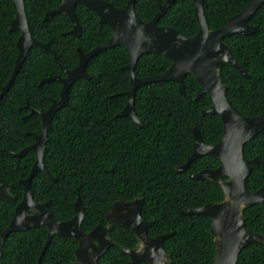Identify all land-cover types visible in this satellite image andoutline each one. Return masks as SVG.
I'll return each mask as SVG.
<instances>
[{
  "label": "trees",
  "instance_id": "obj_1",
  "mask_svg": "<svg viewBox=\"0 0 264 264\" xmlns=\"http://www.w3.org/2000/svg\"><path fill=\"white\" fill-rule=\"evenodd\" d=\"M124 8L128 0H106ZM250 0H204L210 29L225 26L231 16L240 13ZM166 0H136L135 10L144 21H151ZM62 0H25L33 37L49 44L51 52L39 46L31 48L10 90L0 103V179L11 185L15 202L0 200L1 233L13 219L16 206L24 197L21 181L28 178L36 156L15 154L34 144L42 132V118L32 113L28 104L47 111L60 99L63 85L58 81H41L59 76L79 64L78 49L89 53L109 41L113 35L108 24H101L98 15L78 5L76 16L82 27L80 38L71 34V20L56 14L45 20L46 14ZM16 17L13 0H0V95L10 81L19 56L17 46L20 31H11ZM250 24L261 32L252 35L234 34L225 38L234 56L252 73L244 76L226 64L222 68L227 96L246 116L264 112V4L251 18ZM158 25L173 27L187 37L196 35L199 22L194 0H174ZM131 55L125 46L108 48L86 65L90 80L78 79L69 91V106L61 108L49 131L44 164L48 173L38 172L32 179L31 192L38 202H50L49 210L59 221L76 215L75 202L81 198L85 207L82 229L86 232L106 223L105 216L117 200L144 198L142 216L153 221L148 234L156 237L173 235L165 240V249L176 264H213L214 239L210 233L212 221L206 215H183L181 210L220 202L224 193L218 183L194 180L188 174L220 166L212 156L196 159L186 173L175 168L186 164L195 145L194 128H199L208 144H217L224 134V124L218 115L205 114L213 105L209 94L199 100L200 83L194 75L185 79L186 94L174 81L152 82L137 90L135 107L143 127L133 118L118 116L128 104L126 92L131 74L126 69ZM172 60L156 54L141 56L136 74L147 78L165 73ZM247 157L259 156L247 179L252 191L264 185V134L245 146ZM246 229L264 235V208L259 205L244 210ZM110 236L113 246L99 264H125L129 255L122 247H135L136 236L113 226ZM48 238L46 227L13 232L2 248L0 264H38ZM77 242L71 237L54 236L41 264H69L74 261ZM138 264H148L140 262ZM238 264H264V245L251 244L242 250Z\"/></svg>",
  "mask_w": 264,
  "mask_h": 264
},
{
  "label": "water",
  "instance_id": "obj_2",
  "mask_svg": "<svg viewBox=\"0 0 264 264\" xmlns=\"http://www.w3.org/2000/svg\"><path fill=\"white\" fill-rule=\"evenodd\" d=\"M173 1L167 0L164 4H160L159 12L148 22L137 15L136 0H128L124 8H118L106 0H62L59 7L46 14L45 20L55 14L67 16L73 25L71 34L81 37L82 27L76 16V8L80 4L85 5L98 15L101 24H108L112 28L113 35L109 41L89 53H83L78 49L79 64L75 69L67 71L65 78L52 77L42 81L41 84L50 81H60L63 84L59 101H54L45 112L29 106L32 113L42 117V132L37 135L34 144L16 153V156L24 157L28 152H32L37 160L30 176L21 182L25 189L24 198L17 205L10 224L1 234L0 257L5 240L11 233L46 227L49 232L48 239L38 264H41V259L54 236L71 237L78 242L79 246L75 251L76 262L71 264H98L99 259L113 246L114 241L109 237L111 228L118 226L133 233L138 240L134 248L122 247L123 252L131 257L126 264H136L141 261L148 264H176L165 249V240L173 233L156 237L148 234V228L153 221L145 220L142 216L144 198L137 197L130 201L117 200L105 216L106 225L99 224L87 233L81 228L85 216L81 198H78L75 204L77 215L72 220L59 221L48 209L49 203L37 202L31 192L33 177L40 171L48 173L44 159L49 141V127L57 112L69 106L68 95L71 86L78 79L90 80L92 77L86 72L88 61L100 52L117 46H125L131 55L130 64L126 68L131 74L130 87L126 93L129 101L118 116L133 118L140 127H143L144 124L137 116L135 107L139 87L152 82L174 81L179 85L180 92L186 94L185 79L188 74H192L200 83L197 99L207 93L213 101L211 108L206 109L204 113L218 115L223 121L224 135L215 145L207 144L200 130L195 128L196 142L193 153L186 164L175 168L180 173H186L196 159L205 155L221 160L218 168L190 173L189 177L218 183L224 193L223 200L180 211L183 215H206L211 218L210 233L215 244L213 264H238L243 249L251 244L264 245L263 235L247 231L244 215L247 207L254 205L264 207V186L258 192H252L245 184L258 159L249 160L244 153L246 143L258 133L264 132V114L252 117L242 114L227 96L229 87L222 73L223 66L228 64L238 69L244 76H252V73L234 56L225 38L234 34L252 35L261 32L259 27L250 24V20L264 4V0H250L240 13L231 16L227 24L218 29L209 27L204 0H194L199 31L192 37L184 36L173 27L158 25ZM13 5L16 17L10 25L11 31L21 32L17 42L19 56L12 77L0 95V103L10 90L31 48L39 46L51 51L49 44L41 43L33 37L25 0H13ZM147 53H156L171 59L172 66L160 75L138 77L135 72L137 62ZM223 177L228 178L223 179ZM10 188L9 184L0 180V200L15 201Z\"/></svg>",
  "mask_w": 264,
  "mask_h": 264
},
{
  "label": "flooded vegetation",
  "instance_id": "obj_3",
  "mask_svg": "<svg viewBox=\"0 0 264 264\" xmlns=\"http://www.w3.org/2000/svg\"><path fill=\"white\" fill-rule=\"evenodd\" d=\"M166 1H167V0H166ZM61 4H62V3H61ZM61 4H60V5H61ZM60 5H59V6H60ZM159 5H160V4H159ZM59 6H58V7H59ZM55 9H56V8H55ZM53 10H54V9H53ZM51 11H52V10H51ZM49 12H50V11H49ZM55 15H56V14H55ZM155 16H156V15H155ZM45 17H46V16H45ZM78 22H79V21H78ZM72 29H73V28H72ZM82 33H83V31H82ZM74 36H75V35H74ZM78 38H80V37H78ZM44 44H45V43H44ZM101 45H102V44H101ZM99 46H100V45H99ZM97 47H98V46H97ZM32 48H33V47H32ZM43 49H44V48H43ZM80 50H81V49H80ZM93 50H94V49H93ZM51 51H52V50H51ZM51 51H50V52H51ZM90 52H91V51H90ZM83 53H84V52H83ZM78 55H79V54H78ZM79 60H80V57H79ZM90 60H91V59H90ZM90 60H89V61H90ZM89 61H88V62H89ZM67 71H71V70H67ZM67 71H66V72H67ZM135 72H136V69H135ZM88 75H89V74H88ZM136 75H137V74H136ZM54 77H59V76H54ZM65 77H66V76H65ZM65 77H64V78H65ZM138 77H139V76H138ZM50 78H52V77H50ZM60 78H61V77H60ZM147 78H148V77H147ZM46 79H48V78H46ZM43 80H45V79H43ZM43 80H42V81H43ZM42 81H41V83H42ZM76 81H77V80H76ZM76 81H75V82H76ZM50 82H51V81H50ZM58 82H60V81H58ZM75 82H74V83H75ZM130 82H131V78H130ZM41 83H40V85H42ZM60 83H61V82H60ZM61 84H62V83H61ZM62 85H63V84H62ZM129 87H130V86H129ZM128 90H129V89H128ZM2 91H3V90H2ZM126 93H127V92H126ZM59 100H60V99H59ZM59 100H58V101H59ZM128 101H129V100H128ZM53 102H54V101H53ZM52 104H53V103H52ZM29 106H30V105L28 104V108H29ZM31 107H32V106H31ZM32 108H33V107H32ZM29 109H30V108H29ZM34 109H35V108H34ZM208 109H209V108H208ZM30 110H31V109H30ZM36 110H37V109H36ZM38 111H39V110H38ZM204 111H205V110H204ZM31 112H32V110H31ZM40 112H43V111H40ZM205 114H206V113H205ZM242 114H243V113H242ZM263 114H264V112L261 113V114H259V115H256V116H262ZM245 116H246V115H245ZM247 117H252V116H247ZM41 118H42V117H41ZM196 128H197V127H196ZM198 129H199V128H198ZM194 130H195V128H194ZM200 132H201V131H200ZM201 134H202V133H201ZM260 134H264V132H260V133H258L255 137H257V136L260 135ZM223 135H224V134H223ZM194 137H195V136H194ZM202 137H203V136H202ZM255 137H254V138H255ZM222 138H223V137H222ZM254 138H253V139H254ZM203 139H204V138H203ZM253 139H252V140H253ZM221 140H222V139H221ZM252 140H250V141H252ZM204 141H205V140H204ZM250 141H248V142H250ZM195 142H196V141H195ZM205 142H206V141H205ZM248 142H247V143H248ZM206 143H207V142H206ZM218 143H219V142H218ZM218 143H217V144H218ZM247 143H246V144H247ZM207 144H208V143H207ZM209 145H212V144H209ZM213 145H215V144H213ZM194 146H195V145H194ZM245 146H246V145H245ZM23 150H24V149H23ZM244 153H245V148H244ZM15 155H16V154H15ZM34 155H35V154H34ZM205 156H206V155H205ZM245 156H246V154H245ZM202 157H203V156H202ZM246 157H247V156H246ZM247 158H248L249 160L258 159V162H257V164H256L257 166H258L259 163H260V158H259V156H255V157H247ZM36 160H37V157H36ZM220 161H221V160H220ZM34 164H35V163H34ZM44 165H45V164H44ZM220 165H221V164H220ZM256 165H255V166H256ZM33 166H34V165H33ZM255 166H254V168H255ZM189 167H190V166H189ZM218 167H219V166H218ZM218 167H216V168H218ZM32 168H33V167H32ZM216 168H212V169H216ZM46 169H47V168H46ZM188 169H189V168H188ZM203 170H205V169H203ZM31 171H32V170H31ZM47 171H48V170H47ZM201 171H202V170H201ZM186 172H187V171H186ZM252 172H253V171H252ZM46 173H47V172H46ZM195 173H196V172H195ZM189 174H190V173H189ZM189 174H188V176H189ZM251 174H252V173H251ZM29 176H30V175H29ZM29 176H28V177H29ZM249 177H250V176H249ZM249 177H248V178H249ZM227 178H228V177H223V179H227ZM248 178H247V179H248ZM26 179H27V178H26ZM26 179H24V180H26ZM0 180H1V179H0ZM4 181H5V180H4ZM22 181H23V180H22ZM22 181H21V182H22ZM5 182H6V181H5ZM246 182H247V180H246ZM246 182H245V184H246ZM6 183H7V182H6ZM7 184H9V183H7ZM21 184H22V183H21ZM9 185H10V184H9ZM10 186H11V185H10ZM263 186H264V185H262V186H261L258 190H256V191H252V190H250V189H248V188H247V189H248L249 191H252V192H258ZM23 187H24V186H23ZM246 187H247V186H246ZM10 193H11V188H10ZM24 194H25V189H24ZM11 195H12V193H11ZM12 196H13V195H12ZM14 198H15V197H14ZM23 198H24V197H23ZM34 199H35V198H34ZM22 200H23V199H22ZM77 200H78V199H77ZM4 201H5V200H4ZM15 201H16V198H15ZM15 201H14V202H15ZM81 201H82V200H81ZM8 202H10V201H8ZM37 202H38V201H37ZM76 202H77V201H76ZM76 202H75V204H76ZM39 203H49V205H50V202H39ZM83 206H84V205H83ZM254 206H255V205H254ZM259 206H261V205H259ZM16 207H17V206H16ZM251 207H252V206H251ZM262 207H263V206H262ZM247 208H248V207H247ZM263 208H264V207H263ZM15 209H16V208H15ZM48 209H49V206H48ZM245 209H246V208H245ZM75 210H76V207H75ZM84 211H85V207H84ZM50 212H51V211H50ZM14 214H15V213H14ZM76 215H77V211H76ZM76 215H75V216H76ZM75 216H74V217H75ZM13 217H14V216H13ZM74 217H73V218H74ZM73 218H72V219H73ZM72 219H70V220H72ZM83 220H84V219H83ZM68 221H69V220H68ZM82 223H83V222H82ZM9 224H10V223H9ZM101 224H105V225H106V223H101ZM98 225H99V224H98ZM98 225H97V226H98ZM6 228H7V227H6ZM81 228H82V226H81ZM94 228H95V227H94ZM111 229H112V228H111ZM82 230H83V229H82ZM83 231H84V230H83ZM90 231H91V230H90ZM90 231H88V232H90ZM110 231H111V230H110ZM84 232H86V231H84ZM88 232H87V233H88ZM1 234H2V233H1ZM48 234H49V232H48ZM252 234H254V233H252ZM257 235H262V234H257ZM149 236H150V235H149ZM263 236H264V235H263ZM109 237H111V236H110V232H109ZM111 238H112V237H111ZM47 239H48V238H47ZM72 239H73V238H72ZM0 240H1V239H0ZM5 241H6V240H5ZM75 241H76V240H75ZM113 241H114V240H113ZM46 242H47V241H46ZM76 242H77V241H76ZM77 244H78V242H77ZM113 244H114V243H113ZM136 245H137V244H136ZM78 246H79V245H78ZM78 246H77V248H78ZM44 247H45V246H44ZM123 247H125V246H123ZM77 248H76V249H77ZM127 248H131V247H127ZM132 248H134V247H132ZM76 249H75V251H76ZM43 250H44V249H43ZM75 251H74V258H75V260L72 261V262H70L69 264L76 262ZM122 251H123V250H122ZM41 254H42V253H41ZM40 257H41V255H40ZM42 258H43V257H42ZM39 259H40V258H39ZM41 260H42V259H41ZM99 260H100V259H99ZM130 260H131V257L129 256V260H128L127 262H129ZM127 262H126V263H127ZM141 262H143V261H141ZM38 263H39V262H38ZM126 263H125V264H126ZM138 263H140V262H138ZM138 263H136V264H138ZM98 264H99V263H98Z\"/></svg>",
  "mask_w": 264,
  "mask_h": 264
}]
</instances>
